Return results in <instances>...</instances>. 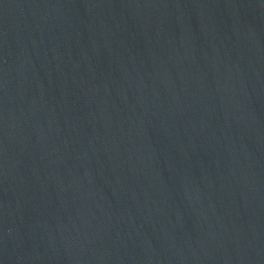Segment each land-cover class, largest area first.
<instances>
[{
	"label": "water",
	"instance_id": "water-1",
	"mask_svg": "<svg viewBox=\"0 0 264 264\" xmlns=\"http://www.w3.org/2000/svg\"><path fill=\"white\" fill-rule=\"evenodd\" d=\"M0 264H264V0H0Z\"/></svg>",
	"mask_w": 264,
	"mask_h": 264
}]
</instances>
